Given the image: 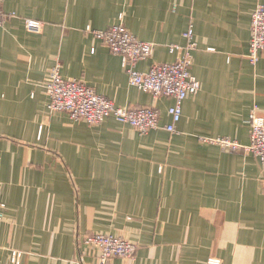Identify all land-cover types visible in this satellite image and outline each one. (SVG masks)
Instances as JSON below:
<instances>
[{"label": "crops", "instance_id": "1", "mask_svg": "<svg viewBox=\"0 0 264 264\" xmlns=\"http://www.w3.org/2000/svg\"><path fill=\"white\" fill-rule=\"evenodd\" d=\"M264 0H1L0 264H96L88 234L122 238L133 258L108 264H264V171L252 155L211 140L250 144L252 110L264 118V54L247 59L251 15ZM25 20L43 24L28 32ZM122 22L152 44L136 69L173 63L191 25L190 73L199 90L182 102L129 85L119 56L91 34ZM83 82L118 108L152 107L159 127L140 135L49 113L45 84Z\"/></svg>", "mask_w": 264, "mask_h": 264}, {"label": "built area", "instance_id": "2", "mask_svg": "<svg viewBox=\"0 0 264 264\" xmlns=\"http://www.w3.org/2000/svg\"><path fill=\"white\" fill-rule=\"evenodd\" d=\"M1 3V0H0ZM13 14H5L0 5V26L6 18ZM28 32L39 33L43 24L36 20H25ZM85 32L99 40L111 54L119 56L121 65L128 76L129 85L137 90L150 94L154 99L160 97L172 98L174 104L168 109L171 124L164 127L169 133L174 132V125L181 118L182 102L188 96L198 93L199 82L190 73L193 62V52L197 49L193 28L190 25L181 35L183 46L170 45L168 51L177 56L173 63L155 64L147 72H139L136 66L139 62L151 57L153 45L137 40L125 28L122 22L106 30H92ZM264 54V6L258 3L251 15L250 41L247 59L256 64ZM48 96L47 110L49 113H65L71 122H84L88 125H98L108 118H113L121 124L134 128L140 135L159 127V113L150 107L118 108L108 99L97 95L93 89L83 82L60 76L59 65L53 67L45 84ZM250 144L241 146L228 139H216L210 143L220 145L233 152L254 156L264 171V118L256 114L254 108L248 118ZM5 205L0 202V221ZM82 242L86 246L97 249L96 264H108L112 258H133L136 246L132 243L110 235L88 234ZM20 252H13V264H19ZM206 264H222L218 259L211 258Z\"/></svg>", "mask_w": 264, "mask_h": 264}]
</instances>
